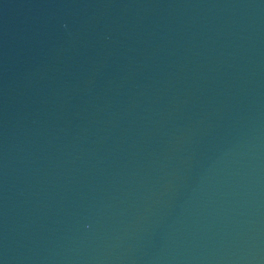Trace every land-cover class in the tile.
<instances>
[{
    "label": "water",
    "instance_id": "95a60500",
    "mask_svg": "<svg viewBox=\"0 0 264 264\" xmlns=\"http://www.w3.org/2000/svg\"><path fill=\"white\" fill-rule=\"evenodd\" d=\"M0 264H264V0H0Z\"/></svg>",
    "mask_w": 264,
    "mask_h": 264
}]
</instances>
